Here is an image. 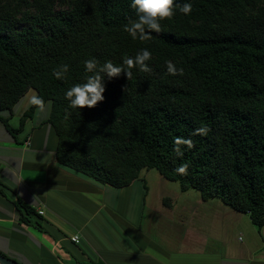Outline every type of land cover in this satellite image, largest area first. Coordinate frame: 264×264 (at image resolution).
<instances>
[{"label":"trees","instance_id":"obj_1","mask_svg":"<svg viewBox=\"0 0 264 264\" xmlns=\"http://www.w3.org/2000/svg\"><path fill=\"white\" fill-rule=\"evenodd\" d=\"M176 2H191L192 13L177 11L161 22V33L142 42L124 31L135 19L130 0H0V121L19 142L37 108L30 105L17 128L2 113H12L33 88L45 103L52 101L46 122L58 136V163L116 188L130 185L142 170L156 169L179 182L183 192L197 189L205 201L219 198L248 213L260 229L264 0ZM59 3L67 8L57 13ZM29 5L36 14L26 17ZM143 48L152 52L150 74L133 69L130 80L124 73L105 76L104 101L79 111L69 108L64 93L83 81L85 60L123 65ZM168 61L184 74L168 75ZM65 63L68 77L57 80L52 73ZM201 127L208 128L207 135L194 134ZM177 137L193 142L182 158L174 150ZM181 164L188 165L187 175L176 172ZM0 195L32 225L34 208L2 189ZM35 225L44 231L40 222Z\"/></svg>","mask_w":264,"mask_h":264},{"label":"crops","instance_id":"obj_2","mask_svg":"<svg viewBox=\"0 0 264 264\" xmlns=\"http://www.w3.org/2000/svg\"><path fill=\"white\" fill-rule=\"evenodd\" d=\"M36 95L30 89L12 113H2L12 126ZM46 104L48 111L26 120L19 142L0 121V189L36 212L25 224L0 195L1 253L18 264H264V225L248 213L202 196L179 204L155 189L154 181L168 182L163 175L148 180L141 172L116 188L58 163V136L46 122L52 101Z\"/></svg>","mask_w":264,"mask_h":264},{"label":"clouds","instance_id":"obj_3","mask_svg":"<svg viewBox=\"0 0 264 264\" xmlns=\"http://www.w3.org/2000/svg\"><path fill=\"white\" fill-rule=\"evenodd\" d=\"M130 7L135 13V19H130L124 25V31L131 39L142 42L149 40L153 33H161L164 30L161 22L165 20L171 21L177 11L188 16L193 10L191 2H185L180 5L177 4L176 0H130ZM151 60L152 52L147 48L141 49L134 57L125 58L123 65H116L111 61H106L101 65L96 58L85 60V77L83 81L73 84L64 93V98L68 101L69 108L79 111L85 107L93 108L97 106L99 102L105 99V76L111 80L112 78H118L121 73H124L127 79L130 80L133 75V69L150 74L153 71L150 66ZM69 71L70 66L65 63L58 66L52 75L57 80L64 81L67 79ZM166 72L171 76H182L184 74L183 69L177 67L172 61L166 62ZM30 105L36 107L41 113L48 111L50 107L39 96H33L30 100ZM208 131V128L201 127L196 129L194 134L207 135ZM174 145L176 155L181 158L184 155V148H193L192 140L184 137H177ZM53 156V153H48V157ZM44 159L46 158L44 157ZM43 160H41L42 163ZM176 172L180 175H187L188 165L181 164L176 169Z\"/></svg>","mask_w":264,"mask_h":264},{"label":"rangeland","instance_id":"obj_4","mask_svg":"<svg viewBox=\"0 0 264 264\" xmlns=\"http://www.w3.org/2000/svg\"><path fill=\"white\" fill-rule=\"evenodd\" d=\"M66 8H67V4L66 3H59L56 6L55 10H56L57 13H60L62 10H65ZM23 14H24V16L26 15V17H29L31 15H35L36 14L35 8L32 5H29L27 8H24ZM25 25L26 24L22 25L21 27H23ZM21 27H19V29H21ZM141 172H142V175H143L142 178L147 177L148 180H151V179L152 180H157L158 178H162V177H160L161 176L160 172L158 170H156V169L144 170V171H141ZM145 174H146V176H145ZM166 180L168 182H166L167 185L165 184V186L162 183L161 179H160V182L159 181L158 182L154 181L153 184H154L155 189L158 190V191H161V190H163V188H165V190H167L169 193H171L169 196L172 199H175V201H178L179 204H184V202H186V203L198 202V200H199V198L201 196V192L199 190L190 189L189 191H186L184 193L181 190L179 182L169 181L168 179H166ZM183 194H185V195H183ZM209 200H213L212 202L221 201L219 198H211ZM213 204L211 203V204L207 205L206 203H204V206L207 205V207H210ZM224 205H226V204H224Z\"/></svg>","mask_w":264,"mask_h":264},{"label":"water","instance_id":"obj_5","mask_svg":"<svg viewBox=\"0 0 264 264\" xmlns=\"http://www.w3.org/2000/svg\"><path fill=\"white\" fill-rule=\"evenodd\" d=\"M0 263L1 264H18L16 261L4 256L1 252H0Z\"/></svg>","mask_w":264,"mask_h":264},{"label":"built area","instance_id":"obj_6","mask_svg":"<svg viewBox=\"0 0 264 264\" xmlns=\"http://www.w3.org/2000/svg\"><path fill=\"white\" fill-rule=\"evenodd\" d=\"M40 213L42 214V211H40ZM72 239L74 240V241H78V239H79V236H74V237H72Z\"/></svg>","mask_w":264,"mask_h":264},{"label":"bare ground","instance_id":"obj_7","mask_svg":"<svg viewBox=\"0 0 264 264\" xmlns=\"http://www.w3.org/2000/svg\"><path fill=\"white\" fill-rule=\"evenodd\" d=\"M1 264V263H0Z\"/></svg>","mask_w":264,"mask_h":264}]
</instances>
